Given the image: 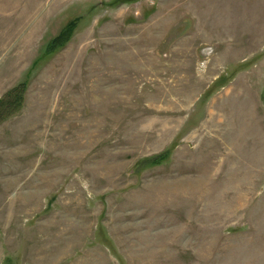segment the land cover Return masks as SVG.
I'll return each instance as SVG.
<instances>
[{
	"label": "rangeland",
	"instance_id": "rangeland-1",
	"mask_svg": "<svg viewBox=\"0 0 264 264\" xmlns=\"http://www.w3.org/2000/svg\"><path fill=\"white\" fill-rule=\"evenodd\" d=\"M20 83L0 264H264V0H0Z\"/></svg>",
	"mask_w": 264,
	"mask_h": 264
},
{
	"label": "trees",
	"instance_id": "trees-1",
	"mask_svg": "<svg viewBox=\"0 0 264 264\" xmlns=\"http://www.w3.org/2000/svg\"><path fill=\"white\" fill-rule=\"evenodd\" d=\"M62 35L63 33H61V36ZM25 86L24 83H20L8 90L3 97L0 98V122L20 109L23 103Z\"/></svg>",
	"mask_w": 264,
	"mask_h": 264
}]
</instances>
